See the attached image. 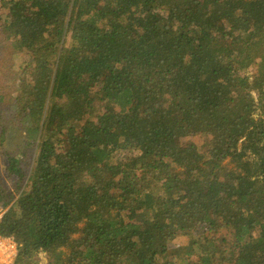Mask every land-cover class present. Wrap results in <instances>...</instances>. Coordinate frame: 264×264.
I'll list each match as a JSON object with an SVG mask.
<instances>
[{
	"label": "trees",
	"instance_id": "obj_1",
	"mask_svg": "<svg viewBox=\"0 0 264 264\" xmlns=\"http://www.w3.org/2000/svg\"><path fill=\"white\" fill-rule=\"evenodd\" d=\"M0 5L14 264H264V0Z\"/></svg>",
	"mask_w": 264,
	"mask_h": 264
},
{
	"label": "rangeland",
	"instance_id": "obj_2",
	"mask_svg": "<svg viewBox=\"0 0 264 264\" xmlns=\"http://www.w3.org/2000/svg\"><path fill=\"white\" fill-rule=\"evenodd\" d=\"M6 12H7V10L3 9L0 5V16H3L4 13H6ZM0 34H1V30H0ZM7 52H8L7 50L4 51V53H7ZM1 55H2V53H0V60H1ZM4 75L5 74H3V76ZM7 78H5V79H7ZM4 87H5V84L0 82V91H6V90L2 89ZM8 90H10V89L8 88ZM8 97L9 96L7 95V97L2 98L1 94H0V106L4 105L6 103ZM11 114H12L11 111L7 112V116H11ZM5 123H6V120L4 117V119L0 120V125H4ZM8 123L10 125V131L9 132L7 131V132L2 133V134L0 133V138L8 139L5 142L7 151H9L11 149H15V148H17L18 145L22 144L21 142L22 141L24 142V133H25L24 127H23L24 124L22 123V119L19 118L17 120L9 121ZM203 138L204 137L202 136V133H200V130H199V131H196L194 133L192 132L191 135H188L187 137L183 138L182 143L187 144L189 142H202ZM125 152H128V151H125ZM22 155H23V157H22ZM19 156L22 157V159H23L25 157V154L19 153ZM3 170H4V157H3V153L1 152V149H0V171L3 174V178L5 180V183L8 186H12V184H13L12 179H10L8 176H6V173ZM13 189H14V187H13ZM183 237H184L183 234L178 235V239H177L178 243L177 242L173 243V244H175V246L177 248L180 245H186L187 244V242L185 240H182ZM36 259L40 264H46L47 256H46V254H42V255L38 256Z\"/></svg>",
	"mask_w": 264,
	"mask_h": 264
},
{
	"label": "built area",
	"instance_id": "obj_3",
	"mask_svg": "<svg viewBox=\"0 0 264 264\" xmlns=\"http://www.w3.org/2000/svg\"><path fill=\"white\" fill-rule=\"evenodd\" d=\"M9 206L0 202V264H14L18 258L21 244L13 235L3 234L1 231L2 219Z\"/></svg>",
	"mask_w": 264,
	"mask_h": 264
}]
</instances>
